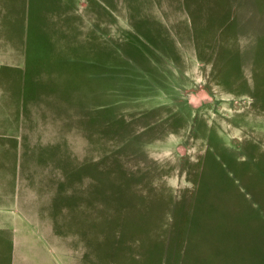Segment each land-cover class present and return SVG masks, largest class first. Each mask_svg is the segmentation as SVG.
<instances>
[{"label": "rangeland", "instance_id": "374dc122", "mask_svg": "<svg viewBox=\"0 0 264 264\" xmlns=\"http://www.w3.org/2000/svg\"><path fill=\"white\" fill-rule=\"evenodd\" d=\"M166 231L163 264H264V0H0V264Z\"/></svg>", "mask_w": 264, "mask_h": 264}, {"label": "trees", "instance_id": "16d2710c", "mask_svg": "<svg viewBox=\"0 0 264 264\" xmlns=\"http://www.w3.org/2000/svg\"><path fill=\"white\" fill-rule=\"evenodd\" d=\"M223 167V166H222ZM175 214V213H174ZM176 215V214H175ZM190 228V218L187 219L186 221V226H185V229L184 231L187 232V230ZM167 231H166V236L164 237V239L162 240V245L160 247V250H159V258H158V261H157V264H163V260L166 259V262L169 260V257H166L164 256L165 254V247H166V241H167ZM180 258H181V254H180ZM169 263V261H168Z\"/></svg>", "mask_w": 264, "mask_h": 264}]
</instances>
